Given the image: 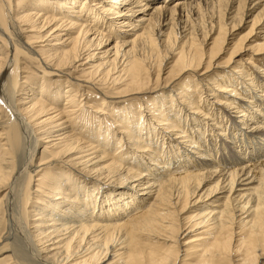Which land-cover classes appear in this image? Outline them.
<instances>
[{
  "label": "bare ground",
  "instance_id": "obj_1",
  "mask_svg": "<svg viewBox=\"0 0 264 264\" xmlns=\"http://www.w3.org/2000/svg\"><path fill=\"white\" fill-rule=\"evenodd\" d=\"M37 5V12L14 15L12 2L0 0V35L17 31L7 42L10 48L0 51V109L8 111L0 133V227L6 223L0 251L10 254V263L177 264L185 248V258L193 253L186 264H264V75L258 67L247 71L239 64L225 81L207 80L210 102L194 98L197 78L208 76L222 54L233 59L242 52L264 53V0L172 5L169 0H38ZM256 10L248 32L235 41L244 18ZM38 21L32 30L49 28L41 40L60 41L62 32L69 36L46 57L22 35L28 33L22 25ZM255 39L262 42L245 48ZM23 52L44 66L42 80L67 81L62 108L61 89L49 90L51 83L19 99V91L28 90L21 85ZM151 60L159 63L153 66ZM251 62L244 61L255 65ZM87 66L89 73L76 77L79 67ZM162 81L171 83L162 89H171L169 97L185 113H176L167 98L157 108L142 99L150 121L146 128L138 125L141 113L115 118L106 101L92 99H113L106 98L108 88L126 99ZM180 82L190 96L185 89L177 93L174 85ZM85 115L106 132L103 143L84 133ZM111 143L114 154L107 152ZM41 146L52 164L40 159L35 165ZM61 164L65 170L34 180ZM99 186L107 187L102 192ZM39 197L45 203L29 211Z\"/></svg>",
  "mask_w": 264,
  "mask_h": 264
},
{
  "label": "rangeland",
  "instance_id": "obj_2",
  "mask_svg": "<svg viewBox=\"0 0 264 264\" xmlns=\"http://www.w3.org/2000/svg\"><path fill=\"white\" fill-rule=\"evenodd\" d=\"M176 1L177 0H169L171 5L174 2H176ZM10 2H12V10L14 11V15L16 13H18V14H20V13L22 14L23 12L26 13L27 11H29V12H34V11L37 12V10L35 8H37V6H38L37 5L38 0H10ZM153 5H156V3H154ZM257 12H258V10L254 11L253 14L251 13L252 14L251 17L244 18V22L246 21V24L243 25V28L240 27L241 28V29H239L240 31L236 32V36L234 37L235 41H237L240 37H243L248 32V30L250 28V25L247 24V22H251L252 18L254 17V15L257 14ZM85 13L87 14V12H85ZM207 18L208 17H205V19L209 21V19H207ZM216 20H218V16L215 15L214 21H216ZM38 23H39V21L35 25H22V29L27 30L26 32H28V33H23L22 35H23V38H24V42H29L32 45V47L34 48V51L39 52L38 55L41 54V55H44L43 57H46V56L52 54L55 45L63 43V41L67 40L69 38V36H67V32H62V34H59L61 36V38H62L60 41H58V39H49L48 41L41 40L39 38L42 37L43 35H47L46 32H48L49 28L46 27L47 29L45 28L44 30H37V29H33L32 30L31 27H37ZM200 23H201V25L203 24L202 22H199V23H197L196 26L201 27ZM29 32H33V33H29ZM19 33L20 32H18V34ZM13 34H14V36H10L11 38L8 35H7L8 36L7 38H5V36H3V35H0V47H1L0 51L1 52H2V49L4 50L5 47L9 46V44L7 42L10 43V41H13V40H15L17 38L16 37L17 31H15V33H13ZM77 34L78 33L72 34L71 37L74 38V37L77 36ZM231 40H232V38H231ZM260 42H262L261 39L251 40L250 42L247 43L248 46H245V48H249V46L250 47L256 46V44L260 43ZM63 44H66V43H63ZM111 46H114V43ZM58 47L62 48V49H65V50L67 49L65 47V45H59ZM8 48H10V47H8ZM205 49H206V52H208L211 49V46L210 47H206ZM21 51H23V50H21ZM103 51H105V49L97 51L96 53H98L99 56H100ZM252 53L253 52H242V53L237 55L238 57L237 56L233 57V59H229V57H230L229 54L230 53L222 54L217 59V63L213 64V67H212L209 75L206 76L207 78L206 77L197 78L196 84H198L200 82L199 83L200 85L197 86L199 89H198L196 95L193 94V95H195V97H194L196 99L195 101L197 103L200 102L201 100L206 102L209 99L208 101L210 102V96L209 95L211 93H208V92H210V85H207L208 84L207 80L209 79V80H211V82L214 79L215 80L219 79V80H224L225 81V78H230L231 76H234V71L236 70V68L239 67V64H244V66L248 68L247 71H254L258 67V68L261 69V71H258L259 72L258 74L264 75V53L254 54V55ZM36 57H37L36 55L35 56L34 55L31 56V55H29V54H27L25 52L21 53V61H22L21 62V67L23 68V71L20 73L21 85L23 87L22 90H24L25 88L28 89V90L19 91V99H22V98L26 99L28 96H30V95H27V94H32L33 95V93H36V91H37L36 94H39V91H40L41 87L44 84L50 85V83H51L50 86H47V87H49V90L55 91L56 90L55 86H57V88L60 87V89H61V93L59 94V96H60L59 97V102H60L59 105L61 106L60 108H62V105L66 103V95L63 92L69 86L67 84V81L64 78L62 80H59L57 77H51V78H47L45 80H42V77H43L42 76L43 75L42 71L45 68H43L44 66H42L39 63V61L38 62L34 61ZM247 59L250 60V62L252 61L251 63H253L255 65L249 66L248 64L244 63V61L247 60ZM235 61H239V62H235ZM150 62L152 63L153 66L154 65L156 66L159 63L157 60L155 62L151 60ZM214 65H215V67H214ZM217 65H219L221 67H219L218 69H215L217 67ZM88 71H89L88 66L87 67H82V68L79 67V73H76L75 75H76V77H82L85 73H89ZM154 73H155V71H154ZM202 73L203 72H200V75H202ZM73 75H74V73H73ZM183 83L180 82L179 84L178 83L175 84L174 88L177 89L176 90L177 93H180L181 89L182 90L185 89V92L188 93L189 96H190V92L187 91L188 87H184V89H183V87H182ZM168 84L170 85L171 83H168ZM168 84H167L166 81H162L159 84L153 82V83H151L150 85L147 86L149 88L147 90L148 93L132 96V97H129V98H126V99L117 98L116 93L114 91L115 88H108V90L105 89V91H106L105 93L107 95H109V97H106V98H113V99L107 100V99H105L102 96H97L96 99L95 98H92V99H94V100H96L98 102H102V100L106 101L108 103L107 109L109 110L110 113H114V117L115 118H117L116 115H118V113H120L121 115H124V113H128V112L141 113V115H143V116L139 115L140 117H138L136 119L138 121V125H144V127L146 128V121L147 122H150V121L148 120V118H149L148 115L149 114H147L146 105L144 104L142 99L146 100L147 102L154 103L156 105V108H157V107L160 106L159 103L162 102V99L163 98H167L168 100L171 101V103H174V105H175L174 109H176V113H177V111L180 112V113L181 112L185 113L184 109L182 111V108H181L182 106L179 105L177 102H175L173 100L174 97L173 98L169 97V96H171L173 94V93H170L171 89H162V85H168ZM192 85L194 86L195 84H192ZM187 86H191V85H187ZM263 86H264V84H263ZM28 87L29 88L33 87V92L31 90H29ZM206 88L209 89V90H207ZM239 88H241V86H239ZM193 95L191 94V96H193ZM199 95L202 96L201 100L198 98ZM99 98H101V101L99 100ZM194 98H193V100H194ZM83 99L86 100L85 96L83 97ZM79 102H81V99H80ZM125 102H127V106H128L127 108H126V105L123 104ZM0 104H1V101H0ZM90 104L92 105L93 109L94 108L97 109V108H99L97 106H100L98 103H95V102H92ZM204 106H207V105H204ZM5 109L6 108H4V110L0 109V133H1L2 129H4L6 127L5 125L2 126V124H1V123H4V122H7V116H8L7 112L8 111L5 110ZM115 111H116V113H115ZM80 114H81V112H79V115ZM174 114H175V112H174ZM238 116H240V114L239 115H235L232 120H238L237 119ZM83 118L86 121L85 124H87V122H88V125H85V128L83 130L84 133L86 134V136L92 137L93 140H96V141L99 140V144H100V140L103 143L104 136H107V135H106V132H102L101 133V131H99L98 126H96V127L94 126V124H96L98 121L95 122L94 119H90V117H88L87 115L83 116ZM126 119L128 120V118H126ZM121 121H123V120H121ZM122 123H123V125H125V124L128 125L129 124L130 127L133 126L129 122L123 121ZM105 128H107L106 125H105L104 129ZM134 128L136 130L137 129V125H134L132 130ZM138 128H139V126H138ZM77 129H79V128L77 127ZM102 129H103V126H102ZM111 130H112V132L115 131L114 129H111ZM114 134L116 136L114 138L117 140L119 138V135L116 132H114ZM144 137H146V136H144ZM159 143H160V140H159ZM99 144L97 143L96 145H99ZM99 147H100V145H99ZM100 148H102V146ZM115 148H116V145H113V143H111V145L109 147V149H111V150H109L107 152H111L112 154H114L116 152V151L114 152ZM42 152H43V155H42ZM111 157H112V155H111ZM119 157H121V156H119ZM119 157H117L115 159H119ZM40 159H44L45 160L44 163L52 164L51 155L49 154L48 151H44V147H42V146H41V148H39V154L37 155V160L35 161V165L36 166L40 162ZM58 160L59 161H63L61 159H58ZM62 164L59 165V166H56L53 169H49L47 171L39 173V175H36L34 177V180H42V178L48 173H50V176H53V175H55V173L57 171H59V168H61L62 170H65L66 167H62ZM92 182L95 183L94 181H92ZM33 183H34V185L32 187H34L33 189H36L35 187L37 185V182H33ZM99 187L101 188V191L103 192L104 191V187H107V186H99ZM109 188L112 189L114 187H109ZM32 197H35V195H32ZM45 201H46L45 197H39L36 204L33 203V202H30L27 208H28L29 211L30 210H34V209H36L38 207H41L42 204L45 203ZM1 224H2V226L0 227V229L3 230L4 227L6 226V223L3 221ZM201 232L202 231L197 232L191 238L199 237ZM18 248H19L20 251H22L23 253L27 254V252L24 249L19 247V243H18ZM183 250H181V253H180V256H179V260L177 261V264H186L187 263L186 259L187 258H191L193 256V253L189 252L187 254L188 255L187 258H185ZM11 261H12V259L10 258V254L9 253H6V252L4 253V251H0V264H11L10 263Z\"/></svg>",
  "mask_w": 264,
  "mask_h": 264
}]
</instances>
